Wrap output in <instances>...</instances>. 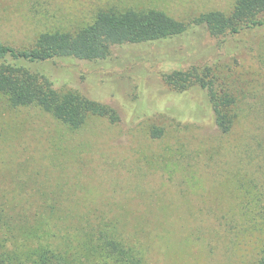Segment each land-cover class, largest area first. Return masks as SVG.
<instances>
[{"label":"rangeland","instance_id":"obj_1","mask_svg":"<svg viewBox=\"0 0 264 264\" xmlns=\"http://www.w3.org/2000/svg\"><path fill=\"white\" fill-rule=\"evenodd\" d=\"M234 1L0 0V42L32 46L44 31L73 33L99 10L153 8L184 20L228 12ZM178 63L210 65L227 77L235 96L229 132L215 124L204 89L176 92L166 83L163 73ZM48 66L56 86L109 104L119 119L90 116L71 129L0 94V209L13 232H5L4 247H34L44 207L55 205L59 214L73 206L68 221L108 222L141 264L257 258L264 244V26L219 36L194 29L114 45L102 60Z\"/></svg>","mask_w":264,"mask_h":264},{"label":"trees","instance_id":"obj_2","mask_svg":"<svg viewBox=\"0 0 264 264\" xmlns=\"http://www.w3.org/2000/svg\"><path fill=\"white\" fill-rule=\"evenodd\" d=\"M262 26L264 0H235L228 12L209 10L184 20L153 8L99 10L90 24L73 33L44 31L32 46L16 47L0 42V94L7 96L11 106L35 105L71 129L81 127L90 116L104 117L114 123L119 116L112 106L77 89L56 86L57 80L48 65L57 60L98 61L106 58L114 45L160 41L194 29L219 36ZM180 64L163 73L166 83L176 92L191 87L204 89L215 124L222 133L229 132L235 119L232 110L235 96L227 77L215 73L210 65L190 63L182 67ZM151 132L158 137L162 130L153 127ZM57 208L44 207L48 216L38 223L41 229L35 234L37 243L25 250L4 247L1 241L10 240L5 238V232L12 236L13 232L10 223L2 220L0 209V264L142 263V258L133 253V248L122 241L118 232L108 228V222L68 221L66 213L72 212L73 206L62 214ZM49 219H53L55 229ZM249 264H264V244Z\"/></svg>","mask_w":264,"mask_h":264}]
</instances>
